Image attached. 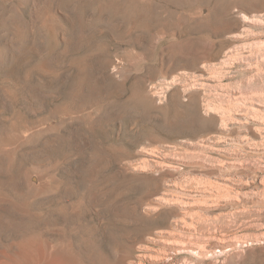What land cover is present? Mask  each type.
I'll return each mask as SVG.
<instances>
[{
  "label": "rangeland",
  "instance_id": "obj_1",
  "mask_svg": "<svg viewBox=\"0 0 264 264\" xmlns=\"http://www.w3.org/2000/svg\"><path fill=\"white\" fill-rule=\"evenodd\" d=\"M0 139L1 249L264 264V0H0Z\"/></svg>",
  "mask_w": 264,
  "mask_h": 264
},
{
  "label": "bare ground",
  "instance_id": "obj_2",
  "mask_svg": "<svg viewBox=\"0 0 264 264\" xmlns=\"http://www.w3.org/2000/svg\"><path fill=\"white\" fill-rule=\"evenodd\" d=\"M42 15H44V14H42ZM48 25L49 26L47 28V32L49 33L50 37L51 38H57V33L60 32L59 31L60 28H58V26H55L56 25L55 23H54V25H52V23L48 24ZM39 65H40V68L42 70L47 68L46 62H43L42 64L40 63ZM7 93L9 96L11 95V92H7ZM144 101H147V100L144 99ZM87 118H88V116H87ZM8 136H11V135H8ZM37 136L38 135H36V134H32V135H30L29 138L32 141ZM5 137H7V136H5ZM20 139H21V137L19 136V138H15L14 141L18 142ZM3 140H2V142H3ZM0 141H1V139H0ZM2 142H1V144H2ZM4 142H5V140H4ZM6 143H7V141H6ZM11 143H12V141H11ZM22 143H26V141H23ZM3 145H4V143H3ZM3 145H2V147H3ZM0 148H1V146H0ZM4 157H6L7 163H9L11 165V162L14 159V155L12 153H9L7 156H4ZM42 181H43V179H42ZM27 186L31 192L36 193V192L43 191L41 185L35 186V184L28 182ZM22 208H23V206H22ZM41 239L42 238H38V236H31L30 237V235H29V236L22 237L18 240H15V242L11 243L7 247H4L2 249L0 248V264H88L80 256L74 254V252H71L70 248L67 249L66 248L67 245L66 246H60V247L51 246L48 244L49 242L46 243V242L42 241ZM68 245H70V244H68Z\"/></svg>",
  "mask_w": 264,
  "mask_h": 264
},
{
  "label": "water",
  "instance_id": "obj_3",
  "mask_svg": "<svg viewBox=\"0 0 264 264\" xmlns=\"http://www.w3.org/2000/svg\"><path fill=\"white\" fill-rule=\"evenodd\" d=\"M109 80H111V78H110ZM111 81H113V82H114L115 80H111ZM156 109H158V108H156ZM159 109H160V108H159ZM85 110H86V109H83L82 111H77L76 113H79V112L81 113V112H84ZM82 115H84V116H85V115H86V113H85V114H83V113H82ZM77 118L79 119V117H78V116H77Z\"/></svg>",
  "mask_w": 264,
  "mask_h": 264
}]
</instances>
